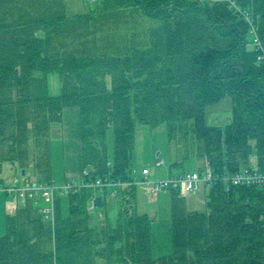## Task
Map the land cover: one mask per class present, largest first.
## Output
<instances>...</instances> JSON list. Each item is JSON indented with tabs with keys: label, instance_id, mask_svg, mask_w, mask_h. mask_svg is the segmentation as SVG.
Listing matches in <instances>:
<instances>
[{
	"label": "trees",
	"instance_id": "obj_1",
	"mask_svg": "<svg viewBox=\"0 0 264 264\" xmlns=\"http://www.w3.org/2000/svg\"><path fill=\"white\" fill-rule=\"evenodd\" d=\"M237 1L257 15L264 44V0ZM103 6L131 7L160 25L151 29L148 45L104 54L83 43L54 42L88 29L91 17L69 18L48 9L34 20L0 24V144L9 146L4 159L27 172L28 126L39 138L74 109L82 170L92 169L94 177L132 178L138 125L165 126L171 137L189 122L203 145L205 167L239 168L255 159L264 170V61L249 47L248 22L225 2L103 0ZM53 73L62 84L57 96L49 92ZM225 99L231 118L216 124L211 107ZM41 157L44 165L35 167L49 179L50 156ZM168 192L169 256L153 257L152 219L138 212L137 188L122 194L116 220L106 215L101 222L87 212L94 192L86 189L57 199L53 228L31 204L9 216L8 231L0 237V264H264V187H215L203 193L202 212H188L177 191Z\"/></svg>",
	"mask_w": 264,
	"mask_h": 264
},
{
	"label": "rangeland",
	"instance_id": "obj_2",
	"mask_svg": "<svg viewBox=\"0 0 264 264\" xmlns=\"http://www.w3.org/2000/svg\"><path fill=\"white\" fill-rule=\"evenodd\" d=\"M65 1L68 8L73 6L72 9L70 7L71 11L69 10L72 14L78 12L77 7L94 9L97 4L95 3L96 0H75L76 3L73 0ZM58 2L59 0H25L17 3L13 2L12 8L16 9L18 6V8L23 7L24 10L31 11L34 5L40 6L44 3ZM101 9L103 10L98 13L99 15L95 13L89 16L91 18L95 17V19H90L88 29L87 27L84 28L85 38L88 37L91 40L90 46H96L97 53L115 54L118 51L122 52L126 46L148 45L151 29L160 25L159 22L143 14L140 10L131 7L116 6L107 9L102 6ZM249 47H254L253 37H250ZM57 76L58 74L49 77V91L53 96L61 93L59 82H54ZM211 109L215 116L213 122H216V124H223L231 118V106L227 99L211 107ZM72 111L75 110L68 109V114L65 116L66 120L54 125L49 132L42 134L39 138L32 135V125L28 126L29 140L24 146L26 156L23 161L25 167L30 169L27 171L29 176L37 179L45 176L40 173L39 168L34 170L36 168L35 164L40 167L44 165L46 157H41L44 155L50 156L51 172L58 181L63 179L66 168L71 169L72 165L79 164V150L77 148L76 151L77 143L74 141L78 138L79 125L76 113L74 114ZM11 131L12 129L9 128L4 136ZM74 135L77 137H74ZM136 136V145L133 152L134 176L139 177L144 168L151 170L152 179H159L169 175H179L184 172L199 170L206 166L204 159L201 157L203 145L192 133L191 122L186 123L184 128L174 132L171 137L165 126L151 128L138 125ZM66 137L70 140L67 141ZM49 141L50 144H48ZM80 145L79 141V147ZM113 145L114 131L111 129L108 133V148L111 153L113 152ZM8 149V144H0V157L2 159L0 179L9 178L21 170L18 163L13 164L4 159L9 158L6 155ZM162 160L163 164L158 166L157 163ZM251 163L255 165L256 160L252 159ZM68 164L70 166H67ZM203 193L201 191L186 198H179L188 212H202L207 210V197ZM121 202L122 196L105 199L104 205L97 210L96 214L92 215L93 219L99 221L98 216L102 213L107 215L109 219L116 220V216L121 209ZM42 204L44 203L42 202ZM137 209L139 213H146L152 219L151 240L154 259L158 260L160 257L171 255L173 244L170 193L165 192L161 194L157 201L151 202L142 189H137ZM15 212H18V210H15ZM62 212L64 217L68 216L69 203L67 199L63 200ZM156 264L162 263L157 261Z\"/></svg>",
	"mask_w": 264,
	"mask_h": 264
},
{
	"label": "built area",
	"instance_id": "obj_3",
	"mask_svg": "<svg viewBox=\"0 0 264 264\" xmlns=\"http://www.w3.org/2000/svg\"><path fill=\"white\" fill-rule=\"evenodd\" d=\"M201 3L213 6L216 3H228L231 10L249 24L250 34L253 37V46L258 53V60L264 61V44L258 32V17L251 9L243 7L237 0H198ZM163 164V160L157 165ZM215 187L229 191L239 187H264V170L257 164L232 168L228 164L215 169H203L184 172L179 175H169L165 178L152 179L151 170L144 168L141 175H132L131 179L114 178L111 175L94 177L92 169L84 168L79 175H69L63 181L55 178H34L26 172H19L6 179H0V196L8 201L9 210H17L20 205H27L31 201H42L44 204L39 212L43 218L55 225L56 201L60 197H69L91 189L94 194L87 204V212L96 214L99 207L95 199L102 196L113 199L122 196L134 188L142 189L151 202L157 201L161 194L168 191H177L179 197H188L198 192L210 193ZM99 221H104L106 215L100 213Z\"/></svg>",
	"mask_w": 264,
	"mask_h": 264
},
{
	"label": "crops",
	"instance_id": "obj_4",
	"mask_svg": "<svg viewBox=\"0 0 264 264\" xmlns=\"http://www.w3.org/2000/svg\"><path fill=\"white\" fill-rule=\"evenodd\" d=\"M23 1H25V0H21V1L20 0H0V24L1 25H13V24L18 25L19 22H23L25 20H34L36 17H39L43 11H46L48 9H52L53 11H57L60 9L63 12H65L67 17H69V18H76V17H81V16L89 17L90 15L92 16L95 13L98 14L100 11L103 10V9H101L103 6V0H96L95 3H97V4H96V7L94 9L86 8L85 6H84L85 8L77 7L78 12L76 14H72L71 12H69L70 7L72 9L73 6H70L68 8L65 0H59L58 3H49V4L44 3L43 5H40V6L34 5L33 10H31V11H28L26 9L24 10L23 7L18 8L17 5H16L17 6L16 9L12 8L13 2L17 3V2H23ZM73 1H75V0H73ZM74 3H76V1ZM94 19H95V17L92 18L91 20H94ZM78 27H79V25H78ZM84 27H85V25H84ZM82 29L83 28H80L76 33H73L72 36H69L67 34V35H63V36H60L58 38H55V40H54L55 44H57L56 42H64V43H69V44L83 43V44H86V47H88L90 50L94 51L96 49V46H90L89 45V44H91V40L88 37L85 38L84 29H83V31H82ZM90 32H92V31H90ZM42 34H40V36ZM51 75L56 76L57 74L56 75H55V73L50 74L49 77ZM55 81L59 82L58 84L60 87V91L62 92V84H61V80H60L59 75L57 76V79H54V82ZM73 113L74 114L76 113V118H78V125H79L80 122H79L78 110H75ZM67 114H68V110H66L64 112V120H66L65 116ZM74 137H77V136L74 135ZM66 138H67V141L70 140L68 137H66ZM74 141H75V143H77L75 149H76V151H77V148L79 150L80 161H79V164L74 165V166L72 165L71 169H69V167L66 168L63 179L61 181H63L69 175H79L82 171V168H83L82 160H81V145L79 147V141H80L79 127H78V138L75 139ZM0 162H1V157H0ZM1 165H2V163L0 164V166ZM67 166H70V165L68 164ZM51 168H52V166H51ZM35 169L36 168H34V170ZM28 170H30V169L28 168ZM20 172H26V171L20 170ZM44 177H47V176H43V178ZM48 177L54 178L51 171H50V175ZM8 201H9V199H7L6 197L0 196V237L6 235V233L8 231V218H9V216L17 215V213L20 212L21 210L25 209L28 204L35 206L38 212H39L40 207L43 205L41 201H31L25 206L20 205L17 208L18 212H15V211L12 212L13 210H9V208H8ZM121 205H122V202H121ZM40 215H41V213H40ZM45 221L48 224H50L53 228V224L50 221H47V220H45Z\"/></svg>",
	"mask_w": 264,
	"mask_h": 264
},
{
	"label": "water",
	"instance_id": "obj_5",
	"mask_svg": "<svg viewBox=\"0 0 264 264\" xmlns=\"http://www.w3.org/2000/svg\"><path fill=\"white\" fill-rule=\"evenodd\" d=\"M25 173V172H23ZM130 173H132V170L130 171ZM95 203H96V206L101 208L103 206V202H102V196H98L96 199H95Z\"/></svg>",
	"mask_w": 264,
	"mask_h": 264
},
{
	"label": "bare ground",
	"instance_id": "obj_6",
	"mask_svg": "<svg viewBox=\"0 0 264 264\" xmlns=\"http://www.w3.org/2000/svg\"><path fill=\"white\" fill-rule=\"evenodd\" d=\"M130 179V178H129Z\"/></svg>",
	"mask_w": 264,
	"mask_h": 264
}]
</instances>
